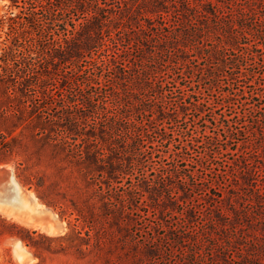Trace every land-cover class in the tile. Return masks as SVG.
Returning <instances> with one entry per match:
<instances>
[{
    "label": "trees",
    "instance_id": "1",
    "mask_svg": "<svg viewBox=\"0 0 264 264\" xmlns=\"http://www.w3.org/2000/svg\"><path fill=\"white\" fill-rule=\"evenodd\" d=\"M14 9L17 11L14 12ZM71 12L76 14L75 17H68ZM142 18L153 21L145 25L141 22ZM263 21L264 0H9L8 10L0 15V31L6 28L4 38L0 35V164L14 162L18 182L24 187L34 186L36 196L44 204L54 205L43 191L44 178L27 172L30 167L29 159H14L23 146L21 137L27 129L30 139L44 140L69 149L71 158L81 164L78 172L87 183H93L96 171H105L108 180L100 181L101 185L95 191L104 198L110 209L115 207V203L123 205L125 201L138 204L136 199L139 201L140 192H146L151 202L156 204H187V199L196 198L194 193L191 194L195 189L207 190L209 194L210 187L203 189L200 185L189 182V178L195 175V167L189 169L188 165L167 173L162 180L155 179V185L141 179L121 194L117 193L114 184L120 174H133L132 171L137 168H145L143 137L152 142L147 136L148 131L162 141L172 139V131L166 130L164 125L153 129L147 119H137L131 115L127 109L129 101L118 94L126 90L125 97L128 99L133 90L145 87L147 80L158 72L151 69L152 74L149 75V72L141 70L139 66L143 63V55L132 53L134 49L146 50L144 40L152 43L154 37H158L159 41L148 51L151 56L163 52L167 59L161 55L159 58L164 60L169 70L182 65L183 68L201 73L208 90L217 86V81L224 72L223 67L228 64L236 72L223 74L225 77L247 80L248 75L242 71L239 60L232 56L223 59L221 53H236L241 47L246 51V58L252 59L253 63L264 62ZM241 37L247 41L240 42ZM206 40L211 42L208 48L204 46ZM113 41L116 52L111 48ZM112 52L114 55H111ZM122 52L128 56L118 65L116 57ZM191 52L194 54H189ZM102 55H105L104 58ZM87 57L88 65L81 69V61ZM200 59L216 61L217 64L213 68L205 67L206 74L202 68L187 65L190 60ZM103 64L116 71L111 80L118 79L121 84L118 86V83H112L114 90L110 89L104 96L102 90L106 78L100 70ZM64 65H69L70 73L74 75L55 74L59 76L58 79H65L60 89L68 87V84L65 86L67 82L76 88L74 92L70 91V97L65 94L60 97L61 102L57 103L54 89L59 90V87L53 82L56 77L48 73L50 66L58 69ZM261 77L264 79V73ZM205 79H208V83ZM133 81L136 82V88ZM124 82L132 84L121 88L127 86ZM246 84L255 87L251 96L262 95L261 84L249 81ZM180 86L183 94L178 99L175 115L185 114L192 107L200 113L202 107L198 97L201 91ZM221 93L223 101L220 105H229L234 94L225 91ZM186 98H191V101ZM112 107L116 111L110 110ZM73 108L75 111L71 110ZM82 109L88 110V113H82ZM54 110L56 113H53ZM154 110L157 112L155 119L158 113L162 114L161 120L174 119L172 114L163 115L165 112L162 107ZM138 111L145 112L147 109L141 108ZM103 115L105 119L102 120ZM85 117H92L94 125L90 128V133L83 137L88 141L87 146L80 147L78 143L68 141L69 136L64 130L77 133L75 130L81 127ZM124 122L128 124L127 127L123 125ZM254 123L256 127L247 133L264 137V113ZM117 130L123 135L116 134ZM195 136L185 138L186 142L183 141L182 147L189 149L193 143L200 142ZM94 140L96 141L93 143ZM260 140L263 143L261 137ZM241 143L244 145L246 139L241 140ZM209 144L213 145L212 142ZM259 145L255 147L258 148ZM232 163L237 166L235 161ZM253 175L257 178L261 176L257 171ZM172 183L178 184L183 196L173 193ZM252 186V193L260 197L264 191V183H258V179L256 182L255 178ZM210 197L215 199L214 195ZM189 208L185 214L194 216L195 210ZM58 214L63 217L62 213ZM218 214L221 215L220 212ZM35 232L0 215V235L15 236L24 243L35 246L36 240L32 236ZM71 233L79 234L76 230ZM69 235L65 233L57 238L67 239Z\"/></svg>",
    "mask_w": 264,
    "mask_h": 264
},
{
    "label": "rangeland",
    "instance_id": "2",
    "mask_svg": "<svg viewBox=\"0 0 264 264\" xmlns=\"http://www.w3.org/2000/svg\"><path fill=\"white\" fill-rule=\"evenodd\" d=\"M8 4L9 0H0V15L8 10ZM75 15L71 12L68 17ZM152 21L142 18L141 22L148 25ZM262 23L264 24V21ZM5 30L6 28L0 31L1 38H4ZM157 41L158 37H154L152 43L144 40L147 49H134L132 53L143 55V63L139 66L141 70L149 72V75L152 74L151 69L159 73L153 74L145 87L140 86L138 91L133 90L128 99L125 97L126 90L120 91L118 95L129 101L127 109L131 115L137 119H147L153 129L164 125L166 130L172 131V139L162 141L148 131L147 136L152 142L143 137L146 150L143 158L145 168H137L132 171L133 174H120L114 184L115 190L121 194L141 179L155 185V179L162 180L167 173L188 165L189 169L195 167V175L189 178V182L198 184L203 189L210 187L209 194L207 190L195 189L191 194L194 193L196 198L187 199V204H156L151 202L146 192H140L139 201L136 199L138 204L125 201L123 205L115 203V207L110 209L104 198L96 192L101 185L100 181L108 180L105 171H96L93 183H87L78 172L81 164L71 158L69 149L46 143L44 140L30 139L28 130L25 129L21 137L23 146L19 148V154L14 159H29L30 167L27 172L44 178L43 191L54 205L44 204L36 196L34 186L28 188L19 183L21 191L28 198H36L41 207L52 210L63 223V228L59 233H46L0 211V215L6 219L36 231L32 234L36 240L35 246L26 244L15 236L0 235V264H264V191L257 197L251 190L255 178L256 182L258 179V183H264V137L252 132L247 133L256 127L254 120L264 113V79L261 77L264 73V62L253 63L252 59L246 58V51L241 47L236 53L224 51L221 53L223 59L232 56L239 60L242 71L248 75L247 80H231L225 77L223 74L236 72V69L228 64L223 67L224 72L219 77L217 86L208 90L202 81L201 73L183 68L182 65H176L169 70L164 60L159 58L161 55L167 59L163 52L151 56L148 51L153 49L152 46L157 44ZM242 41L247 39L241 37L240 42ZM210 45V40L204 42L205 48ZM111 48L116 52L114 41ZM189 54L193 55L194 52ZM104 56L102 55V58ZM125 56L128 54L122 52L116 57L118 65ZM193 57L190 56L195 59ZM88 60L87 57L81 61V69L88 65ZM216 64V61L200 59L190 60L187 65L202 68L205 73V67L213 68ZM101 67L103 77L106 78L102 90L104 96L110 89L114 90L111 85L119 80H111L116 71L111 70L107 64ZM158 67L160 71L156 69ZM60 73L74 75L70 73L69 65L58 69L50 66L48 74L56 77L53 82L59 87V90L54 89L57 103L61 102L59 99L65 94L70 97V91L74 92L76 88L67 82L65 86L68 84V87L60 89V85L65 81L55 75H61ZM142 79L146 81L144 77ZM205 80L208 83V79ZM247 81L261 84L262 95L251 96L255 87L248 86ZM124 83L127 86L121 88L130 87L132 83L137 87L134 81ZM180 85L201 91L198 97L202 107L200 113L192 107L185 114L175 115L178 99L183 94ZM118 86L121 84L118 83ZM222 91L234 94L229 105H220L223 101ZM186 100L191 101V98ZM156 107L164 108L163 115L172 114L174 119L161 120L162 114L159 113L155 119ZM141 108L147 111H138ZM71 110L75 111L74 108ZM110 110L116 111L115 107ZM82 111L88 113V110ZM53 113H56L55 110ZM104 117H101L102 120ZM93 125L92 117H85L81 127L75 130L77 133L66 130L64 132L69 136V142L78 143L80 147L87 146L88 141L83 137L90 133ZM123 125L128 126L126 122ZM138 130L141 131L139 127ZM115 133L123 135L118 130ZM194 135L200 142L193 143L189 149L183 148L185 138L189 139ZM243 139H246L244 145L241 143ZM255 141L260 144L258 148L255 147L258 145ZM2 165L14 170V162ZM254 171L261 176H252ZM173 186V193L177 192L180 197L183 196L178 184ZM210 195H214L215 199H211ZM167 207L168 209H165ZM117 208L118 211H115ZM188 208L195 210L194 216L185 214ZM59 212L63 217L59 216ZM73 230L79 234H72ZM65 233L70 234L67 239L57 238ZM14 240H20L23 248L30 253L29 261L17 259L13 247Z\"/></svg>",
    "mask_w": 264,
    "mask_h": 264
},
{
    "label": "water",
    "instance_id": "3",
    "mask_svg": "<svg viewBox=\"0 0 264 264\" xmlns=\"http://www.w3.org/2000/svg\"><path fill=\"white\" fill-rule=\"evenodd\" d=\"M12 183L16 184L21 189L14 170L6 167L5 165H0V211H5L7 213H17L20 217L28 221L30 220L42 224L47 229H52L57 233L62 231L63 223L49 208L40 206L30 214H26L25 212H18L17 210H15L13 205L8 202L10 200L8 196L11 192H13V190L11 189ZM28 200L33 201L34 198H28ZM13 247L18 260H30V253L23 248L20 240H14Z\"/></svg>",
    "mask_w": 264,
    "mask_h": 264
},
{
    "label": "bare ground",
    "instance_id": "4",
    "mask_svg": "<svg viewBox=\"0 0 264 264\" xmlns=\"http://www.w3.org/2000/svg\"><path fill=\"white\" fill-rule=\"evenodd\" d=\"M13 186V187H12ZM12 186H11V189L13 190V192L10 193V195L8 196V198L10 199L8 202H10L13 207L15 208V210H17L18 212H25L26 214H30V213H33V211L37 208H39L41 206V204L39 202H37L34 198L33 201H29L28 200V197L25 196L20 187H18L16 184H13L12 183ZM2 212V211H1ZM5 213L6 215H9V216H12V217H15V219L17 218V220H21L25 223H28L26 225L28 226H31V227H34V228H37L40 230V231H43V232H49V233H56L55 231H53L52 229H47L46 227H44V225L42 224H39L37 222H34V221H28L22 217H20L17 213H7V212H3Z\"/></svg>",
    "mask_w": 264,
    "mask_h": 264
}]
</instances>
